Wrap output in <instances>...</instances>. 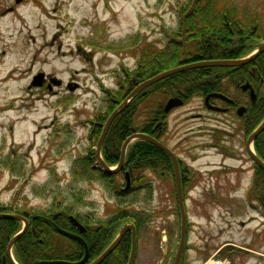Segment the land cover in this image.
Returning a JSON list of instances; mask_svg holds the SVG:
<instances>
[{
	"label": "rangeland",
	"instance_id": "rangeland-1",
	"mask_svg": "<svg viewBox=\"0 0 264 264\" xmlns=\"http://www.w3.org/2000/svg\"><path fill=\"white\" fill-rule=\"evenodd\" d=\"M184 1L0 0L1 201L17 198L21 205L46 208L56 197L63 204L73 203L91 220L95 210L115 207L116 198L100 182L72 183L69 167L90 144L86 120L110 105L105 89L118 90L117 75L123 83L131 78L126 72L135 69L139 50L165 45L167 31L178 27L175 7ZM232 1L255 11L264 25V0ZM40 72L59 83L50 89L32 86ZM138 107L139 120L147 123L146 108ZM249 176L241 174L229 194L227 189L225 194H208L206 208L187 200L189 239L182 264H205L214 253L229 264H264V197L260 204L253 201L258 209L248 203L252 194L262 197L264 184L259 174L257 186L249 189ZM251 189L255 192L250 194ZM147 199L140 189L116 199L123 207L129 202L134 214L143 208V216L155 211L138 229L134 264H173L180 220L157 212L174 203L166 194Z\"/></svg>",
	"mask_w": 264,
	"mask_h": 264
},
{
	"label": "flooded vegetation",
	"instance_id": "flooded-vegetation-1",
	"mask_svg": "<svg viewBox=\"0 0 264 264\" xmlns=\"http://www.w3.org/2000/svg\"><path fill=\"white\" fill-rule=\"evenodd\" d=\"M251 69V75L246 79H221L222 84L218 83L219 81L217 80H194V85H189L191 88L176 89L173 94H170L167 98L162 100L163 102L160 106V110L155 116L153 125L148 127L147 123H144L145 128L143 129L146 132H130L131 128L129 127L126 129V126L124 130L121 129L119 131L120 139L117 138L118 134H112L108 143L105 144V137L110 128L109 126L100 149L101 156H103L102 151L103 148H105L109 151V158H116L115 163L108 165H117L122 144L130 134L134 132H143L159 140L174 154L178 169L177 172L171 156L166 151L156 145L154 146L157 149L151 148L148 144L140 145L142 147L139 153L141 159L133 164L131 159H127L129 148L134 143V141H132L126 147L123 165L117 172L112 173L118 175L121 184L119 183L117 185V190H113V194L110 195H113L116 199H122L132 193H136L137 189L143 191L144 194H151V198L153 194L169 195L174 206L170 205V209H168L167 204L163 205L161 211L157 212V214L164 218H168L170 214H175L179 217V220H181L176 195L178 194L176 186L178 179L185 212L187 200L190 198L193 203L197 204L198 208H202L203 206L206 208L209 204L208 194H225L224 191L226 189V194H229L228 188H232L231 191L235 189L241 178V174H245V172H250L249 189L255 188L258 184L256 179L259 177V170L248 153L247 139L252 131L249 132L250 126L256 119L255 117L259 113L260 103L264 99V78L261 76L260 72L256 70L255 66H252ZM241 73L242 70L240 71V74ZM241 75L243 76V74ZM55 81L52 75L45 74L40 87L50 89L52 84H55ZM172 82L174 83L175 81ZM190 82L193 83V81ZM245 84L247 85L245 86ZM121 88L119 84L116 89L121 91ZM212 93H221L230 101L211 95ZM171 97H177L181 100V103L165 110L166 103ZM112 101H116L115 96ZM239 107H244L240 115L237 113ZM97 114L100 115V113L95 110L92 116L86 120L88 125L86 137H88L90 144L86 149V155H83L88 156V154H90V157L94 155L96 163L94 162L90 167L99 172L108 173L102 171L97 164L96 148L102 131L101 128L99 134L96 135L98 131H96L94 126L99 125V121H96L98 117L96 116ZM226 121L229 122L228 125L224 123ZM83 123L85 122L83 121ZM255 139L252 144H250L254 149ZM117 147H119L118 156L115 153ZM125 160L128 161V164ZM247 162L248 164H245ZM126 171L129 173L131 184L127 190H122ZM252 191L255 192V190L251 189L249 193L251 194ZM189 194H203V198L198 199L196 196H189ZM256 194H252V203L249 201L248 203L252 205V208L258 209L253 204V201L258 202V204L261 202L260 196H255ZM116 199H114L115 207H109L107 210L104 209L103 213L99 212V210L96 212L95 210L97 215H95L92 220L89 215H80V213L73 208V203L63 204L60 201L55 202L54 199L51 200L49 206L46 208L36 206L29 207L27 204L21 205L17 201V198L14 199L13 203L11 201L3 202L0 200V212L17 213L25 216L28 219L26 231L31 230L35 233V227L43 229V227L46 226L43 222L47 221L51 224V227L54 228V226H52V223H54L62 229L79 235L88 243L90 231H96L98 235H102L107 228L106 223L108 227L113 224L111 220L114 218L115 214L118 213L117 208L125 209V211L127 209L129 213L132 212L128 207L129 202H127L126 207H123ZM141 210L146 212V208ZM149 212L155 211L149 210ZM38 217H40V220L37 219ZM73 218L82 225L84 228L83 231L74 224L75 220ZM31 219L34 220L31 221ZM0 220V264H13L7 253V244L11 236L8 241L4 243L3 230L5 225L3 219ZM15 220L19 221L16 227V231L18 232L23 224L20 220ZM131 222L134 223L133 221ZM135 230L137 235L138 228H136V226ZM55 232L63 237L70 238L59 233L56 229ZM163 232H165V230H163ZM127 233H130L131 247V232H125L122 238L127 235ZM187 233H189L188 221L186 235ZM17 240L12 246L11 257L15 263L22 264L19 262L16 244ZM73 240L79 242L76 239ZM115 248L113 250H115ZM113 250L111 252H113ZM104 259L99 264H101ZM91 261L88 255V259L83 264H89ZM28 264H31V261ZM39 264H41L40 260Z\"/></svg>",
	"mask_w": 264,
	"mask_h": 264
},
{
	"label": "trees",
	"instance_id": "trees-1",
	"mask_svg": "<svg viewBox=\"0 0 264 264\" xmlns=\"http://www.w3.org/2000/svg\"><path fill=\"white\" fill-rule=\"evenodd\" d=\"M175 8L179 17L178 27L172 32L167 31L169 38L163 47L147 45L139 50L136 67L131 73L126 72L127 78L130 74L131 78L141 81L180 64L203 59L239 58L250 53L260 41L264 40V25L258 19V14L242 2L235 3L232 0H187L178 2ZM252 66H255L264 78V53L257 56L253 62L242 66L195 68L172 74L151 84L138 93L126 108L115 117L106 134L105 144L108 143L112 134H118L117 138L120 139L119 131L124 130L126 126V129L131 128L130 132L145 131L143 129L145 124L139 120V116L142 114L138 113L139 109H136L138 106L146 108L145 112L148 113L147 125L151 127L155 121V116L160 110L162 100L173 94L176 89L191 88L190 86L194 85V80H217L218 83L222 84L221 79H246L251 75ZM241 70L243 76L240 74ZM115 79L120 83L121 91L105 89L106 98L111 100L109 99L110 105L107 110L105 109L106 111L100 113L97 110L100 115H96L98 116L96 121H99V125L94 126L98 131L96 135L99 134L107 115L132 89V86L128 84L130 79L126 83L121 82L118 75ZM190 81H193V83ZM108 95L111 97H108ZM114 96L116 98L115 102L112 101ZM263 117L264 99L260 103L259 113L252 122L249 132L261 122ZM143 144H148L151 148L157 149L146 140H135L127 153V159H131L133 164L141 159L139 153L142 147L140 145ZM254 147L257 155L264 161V130L255 139ZM102 153V158L107 164L116 162V158L108 157L109 151L105 148H103ZM115 153L117 156L119 155V147L115 149ZM89 155L75 157L72 161L68 172L72 183L98 181L113 194L112 191L117 190V185L120 183L118 175L102 173L92 169L90 165L96 163V159L94 155L91 157ZM125 161L128 164V161ZM258 170L262 177L260 182L263 186L264 171L260 168ZM150 195L144 194V198H148L147 201H149ZM263 197L264 193H262V197L260 195L262 201ZM54 201L59 202L56 201V197ZM117 210L118 213L111 220L113 224L108 227L106 223L107 228L102 235H98L96 231H90L87 243L89 260H94L106 248L124 222L133 221L136 228L139 229L149 221L148 217L152 216L150 212L143 216L144 211H138L139 214H134L133 211L131 213L127 212V209L125 211V209L117 208ZM34 219H31V221ZM37 219L40 220V217ZM3 222L5 225L3 241L6 243L9 237L17 232L16 227L19 221L3 219ZM43 223L46 224L43 229L35 227V233L29 230L18 238L16 244L20 263L25 264L26 262L28 264L31 261V264H39V260L75 262L83 257L84 249L79 242L57 234L49 222L45 221ZM129 251L130 233H127L115 250L101 264H127ZM182 261L183 259L180 264H182Z\"/></svg>",
	"mask_w": 264,
	"mask_h": 264
},
{
	"label": "water",
	"instance_id": "water-1",
	"mask_svg": "<svg viewBox=\"0 0 264 264\" xmlns=\"http://www.w3.org/2000/svg\"><path fill=\"white\" fill-rule=\"evenodd\" d=\"M263 52H264V42H259L257 44V47L246 56H243L240 58L198 60V61H193V62H189L186 64H180L178 66H174L172 68L163 70V71H161V72L137 83L136 86L132 89V91H130L128 93V95L111 111V113L108 115L107 119L105 120V122L103 124L102 131H101V134H100V137H99V140L97 143V148H96V158H97V163H98L99 168L102 171H105L108 173L117 172L121 168V166L123 165L127 145L130 142H132L133 140L143 139V140H146V141L152 143L153 145H156L157 147L163 149L164 151H166L171 156V158L174 162V166H176V171L178 172L174 154L168 148H166L159 140H157L156 138H154V137H152L146 133H143V132H134V133L130 134L124 140V142L122 144L121 151H120V158H119L117 165L114 168L107 165L101 157L100 149H101V143L103 141V138H104L112 120L121 111H123V109L136 96V94H138L141 90H143L147 86H149V85H151V84H153V83H155V82H157V81H159L165 77H168V76L175 74V73H178V72H182V71L190 70V69H195V68L214 67V66H220V67L221 66H223V67L242 66V65L250 63L260 53H263ZM43 77H44L43 72L38 73L36 76L33 77L31 85L32 86L41 85L42 81H43ZM132 82L133 83L136 82L134 78L132 79V81H130V83H132ZM55 83H59V80L56 81ZM246 85L247 84H245V86ZM211 95H215V96L223 98L224 100L230 101L225 95H223L221 93H212ZM180 103H181L180 99H178L177 97H171L166 103L165 110H168L171 107L178 105ZM243 110H244V107H239L237 110V113L240 115ZM263 130H264V118L248 136L247 148H248V153L252 157L254 163L264 171V161L262 159H260V157L251 149V146H250V144H252L253 140ZM130 182L131 181H130L129 173L126 171L125 172V186L122 189L127 190L130 187V184H131ZM176 186H177V190H178V194H176V195H177L178 206H179L180 215H181V221H180L179 242L177 244L176 252L174 255V259H173V264H180V259H181V256H182V253L184 250V245H185V234H186V221H187V219H186V213H185L183 202H182V194H180L179 179L176 182ZM54 217H55V215H54ZM0 219H18L23 224L22 228L10 238V240L7 244L8 255L11 258L12 263L17 264L13 261V259L11 257V249H12L14 242L26 231L28 219L21 214L4 213V212H0ZM52 224H53L54 228L59 233L64 234L67 237L76 239L81 243V245L83 246V249H84L83 257L80 260L75 261V262H71V261H67V260H40V263L41 264H83L88 259V255H89L88 246H87V243L85 242V240L77 234H74V233L69 232L65 229H62L61 227L57 226L54 223H52ZM74 224H76L80 230H82V231L84 230L82 225L79 222H77L76 220L74 221ZM127 231L131 232V248H130V252L128 255L127 264H134L137 240H136L135 226L131 222L124 223L119 228L116 236L109 243V245L89 264H99L117 246V244L120 242L122 236Z\"/></svg>",
	"mask_w": 264,
	"mask_h": 264
},
{
	"label": "built area",
	"instance_id": "built-area-1",
	"mask_svg": "<svg viewBox=\"0 0 264 264\" xmlns=\"http://www.w3.org/2000/svg\"><path fill=\"white\" fill-rule=\"evenodd\" d=\"M228 260L227 259H223V258H214L210 261V264H228Z\"/></svg>",
	"mask_w": 264,
	"mask_h": 264
}]
</instances>
